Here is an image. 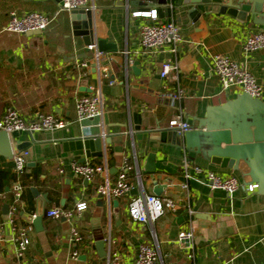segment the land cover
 I'll list each match as a JSON object with an SVG mask.
<instances>
[{
	"label": "crops",
	"instance_id": "obj_1",
	"mask_svg": "<svg viewBox=\"0 0 264 264\" xmlns=\"http://www.w3.org/2000/svg\"><path fill=\"white\" fill-rule=\"evenodd\" d=\"M90 1L96 6L92 16L94 42L104 40L116 46L98 59L74 34L69 12H58V0H0V119L8 108H14L26 122L39 114L66 122L61 130L22 133L19 140L28 144V157L21 175L13 171L12 160L0 157V185L4 187L0 192V264H108L113 253L120 255L122 264H134L143 244L157 248L160 264H264V194L257 189L245 191L246 186L255 184L248 176L249 169L242 164L237 171L213 167L201 155L184 148L149 142L145 133L157 128L168 130V122L180 113L195 129L193 118H203L207 109L242 94L236 87L222 89L213 72L215 55L226 56L246 69L261 85L260 99L264 101V49L251 53L243 49L244 39L264 28L240 24L227 15H204L202 7L201 16L194 21L188 8L182 7L183 0H166L158 21L174 22L183 42L176 53L169 48L145 53L139 44L144 20L132 17V13L156 7L137 6L136 0ZM34 11L55 15V20L35 35L4 31L11 13ZM128 60L132 64L126 66ZM165 63L177 69L161 78L159 72ZM178 88L184 97L171 104L169 94ZM94 94L103 98L101 127L97 120L75 122L76 100ZM96 137L102 139V156L84 162V150L67 145ZM11 143L14 145V140ZM149 153L155 155L153 174L145 171ZM184 158L222 178L234 177L240 187L230 197L222 190L210 189L199 176L183 189ZM125 159L133 166L132 174H127L130 191L120 198L101 196L99 200L98 187L106 180L110 185L115 183ZM72 161L100 165L105 173L85 182L71 172ZM136 172L140 183L133 193ZM156 184L165 186L158 197L172 201L176 209H166L152 225L132 222L129 202L139 195H154ZM16 185L21 187L17 201ZM82 202L87 208L73 224L45 216L51 208L73 210ZM4 206H8L7 213ZM33 214L41 221L33 225L30 245L19 259L8 218H13V226L20 227ZM73 226L83 237L81 245L67 240ZM181 232L193 234L192 250L178 241ZM100 238L104 258L98 256L95 247ZM73 250L79 254L77 260L71 257Z\"/></svg>",
	"mask_w": 264,
	"mask_h": 264
},
{
	"label": "built area",
	"instance_id": "obj_2",
	"mask_svg": "<svg viewBox=\"0 0 264 264\" xmlns=\"http://www.w3.org/2000/svg\"><path fill=\"white\" fill-rule=\"evenodd\" d=\"M58 12H70L71 10H83L91 12L92 16L96 11L94 2L90 0H58ZM132 17L144 20V24L139 29V44L145 53H155L164 48H169L172 53H176L178 47L182 44L183 38L179 28L172 21L159 22L156 9L135 11ZM55 20V15L50 16L44 12L34 11L17 15L11 13L8 23L4 31L15 34H27L29 32H43ZM86 48L95 52V58L98 59L100 53L97 52L96 42L87 45ZM243 49L247 53L255 52L264 49V30L252 34L244 39ZM213 72L218 78L221 87L227 91L231 87L239 88L242 94H247L253 99H260L262 87L255 78L244 68L223 55H215L213 57ZM132 61H127L126 66L131 65ZM80 66L86 67L87 64L81 63ZM175 65L168 63L162 64L159 75L161 78H166L169 73L176 70ZM184 97L182 89H177L169 94L171 104L180 102ZM103 98L101 94L91 96H83L75 102V122L81 123L85 121L97 120V126L101 127L100 120L102 119ZM66 126V122L54 115L35 116L31 121L23 120L20 113L14 108H8L2 119H0V130L5 131L10 135L13 132H22L28 134L39 133L43 131L61 130ZM168 130L174 131L181 136L192 130L191 125L182 114L175 116L168 122ZM28 152L13 151L12 163L13 171L21 175L24 172L27 163ZM71 172L82 178L85 182H90L95 175L104 174V170L100 165L85 163H70ZM133 170V166L125 159L120 164V172L113 185H110L108 180L100 185L97 189L98 194L109 198H120L130 191L131 185L128 183L127 174ZM62 174L63 170L59 169ZM182 175L185 183L182 184L183 189H187L188 181H198L199 176H203L207 186L212 190H222L230 197L238 190L240 183L234 177H220L212 171H205L198 166H194L186 158L182 162ZM135 183H140V176L135 173ZM257 189V185L250 184L245 187L247 193H253ZM21 187H14V198L17 201L20 197ZM0 197H3L0 194ZM87 208L86 203H77L73 210H62L59 208H51L45 212V216L55 220H64L73 224L77 216ZM166 209L175 210L174 203L167 199H162L156 195H139L131 199L128 204V216L130 220L136 224L152 225L165 212ZM13 207L10 211V216L14 213ZM38 216L33 214L28 219V223L24 226H13V218H8V224L12 225V241L16 247V256L19 259L24 258L25 252L30 245V234L33 232V221ZM3 240V223H0V242ZM68 242L72 245L83 244V237L73 226L70 227ZM178 241L186 245V249H193V234L191 232H181L178 234ZM71 257L78 259L79 254L76 250L72 251ZM190 257V256H189ZM108 261V264H122L119 254L113 253ZM191 258V257H190ZM134 264H160V256L151 244H143L139 247L135 257Z\"/></svg>",
	"mask_w": 264,
	"mask_h": 264
},
{
	"label": "water",
	"instance_id": "obj_3",
	"mask_svg": "<svg viewBox=\"0 0 264 264\" xmlns=\"http://www.w3.org/2000/svg\"><path fill=\"white\" fill-rule=\"evenodd\" d=\"M166 0H136L135 5L149 8L156 7L160 16L162 9L167 5ZM182 7L188 8L187 13L190 18L196 21L201 12L208 15L215 13L221 16L227 15L234 18L238 23H251L255 26L264 28V0H183ZM167 15V11H165ZM69 16L72 22V28L76 36H80L87 46L94 42L92 13L83 10H71ZM40 32H29L27 35H35ZM97 52L100 54L116 48L113 44H108L104 40H96ZM127 62V61H126ZM136 62L132 71L135 72ZM196 122V128L179 136L172 130L155 131L148 130L149 142H160L161 144H170L171 146L192 152L208 161L213 167L220 169H229L237 171L240 165L249 169L248 176L257 185V191L264 194V101L253 99L247 94L239 95L235 100L227 101L221 106L209 108L203 118H193ZM136 122L134 121V124ZM139 127L136 131H139ZM22 132H13L10 135L0 130V157L11 160L13 151H24L27 143H22L19 137ZM14 140V145L11 143ZM101 137L79 139L69 142L75 150H84L85 158L101 157ZM155 155L147 154L145 161V171L153 174ZM139 170V165H137ZM165 186L156 184L154 195L159 196ZM35 197L39 193L31 189ZM136 193V183L132 189ZM101 199V195H98ZM116 204V201H113ZM8 212V206L3 208ZM37 217L33 225L40 222ZM64 221V220H63ZM96 251L99 257L104 258L103 240L100 238L95 243Z\"/></svg>",
	"mask_w": 264,
	"mask_h": 264
},
{
	"label": "trees",
	"instance_id": "obj_4",
	"mask_svg": "<svg viewBox=\"0 0 264 264\" xmlns=\"http://www.w3.org/2000/svg\"><path fill=\"white\" fill-rule=\"evenodd\" d=\"M128 173H131L132 174V171L131 172H128ZM2 176H5V174H3ZM132 178H134V175H132ZM0 192H4V187H2V185H0Z\"/></svg>",
	"mask_w": 264,
	"mask_h": 264
}]
</instances>
